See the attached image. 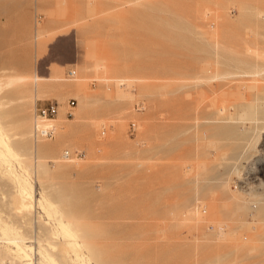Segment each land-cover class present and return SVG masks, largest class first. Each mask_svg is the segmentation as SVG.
<instances>
[{
  "label": "rangeland",
  "instance_id": "1",
  "mask_svg": "<svg viewBox=\"0 0 264 264\" xmlns=\"http://www.w3.org/2000/svg\"><path fill=\"white\" fill-rule=\"evenodd\" d=\"M0 130L3 264H264V0H0Z\"/></svg>",
  "mask_w": 264,
  "mask_h": 264
},
{
  "label": "bare ground",
  "instance_id": "2",
  "mask_svg": "<svg viewBox=\"0 0 264 264\" xmlns=\"http://www.w3.org/2000/svg\"><path fill=\"white\" fill-rule=\"evenodd\" d=\"M249 51H251V50H249ZM242 57V56H241ZM251 58H252V56H250ZM244 58H246L245 60H248L247 59V57L245 56ZM250 58V59H251ZM254 58V57H253ZM256 58V57H255ZM34 80L35 81H37L38 79L35 77L34 78ZM255 82V81H254ZM220 110H222V109H220ZM48 126H50V127H52L53 128V130H54V127H53V125L52 124H50L49 122H45V121H43V120H40V121H38V119H34V128L35 127H41V128H46V127H48ZM2 128V127H1ZM34 128H33V130H34ZM3 132V131H2ZM5 134V133H4ZM3 135L1 134V130H0V147L3 149V151H4V153L6 152L8 155H13V151H12V149H11V147H10V145L6 142V140L7 139H5L6 137H7V135H5V138L4 137H2ZM33 138L35 139V141L37 142V139H36V137H34V135H33ZM67 153L68 152H65L61 157H64L65 158V156L67 155ZM5 156V155H4ZM7 157V156H6ZM8 158V157H7ZM67 162V161H66ZM27 168V167H26ZM29 169V168H28ZM258 178V177H257ZM19 183V182H18ZM22 183H23V181H22ZM24 184V183H23ZM26 186H27V183L25 184ZM20 186V185H19ZM21 187V186H20ZM24 187V186H23ZM28 187H30V186H28ZM22 188V187H21ZM31 188V187H30ZM22 190H23V188H22ZM21 190V191H22ZM25 192V191H24ZM23 193V192H22ZM26 193V192H25ZM28 195V194H27ZM27 195H26V197H27ZM30 197V196H29ZM19 200V199H18ZM29 201V200H28ZM18 202H20V201H18ZM29 203V202H28ZM19 206H20V204H18ZM22 206L23 207H25V205H24V203H22ZM26 206H30V205H26ZM20 208V207H19ZM16 210H17V207H16ZM25 210V209H24ZM20 211V210H19ZM27 212V211H26ZM70 225V224H69ZM60 226H61V228H62V230H63V233L64 234H66V235H72L71 233H70V231L68 230V228L66 227V226H64L63 224H60ZM218 227V226H217ZM224 228V227H223ZM1 229V231H2V235L3 236H6V238H4L3 237V239H5V245L6 244H8V245H13L14 246V250H12V249H10L8 246L5 248V251L3 252L4 254L2 255H0V264H3V260L4 259H6V257L7 256H11V255H13V257H15V259H18V260H20V259H22V258H24V257H27V253H26V251H29V252H32V248H29L28 246H24V244H22V243H20V241H17V238H15V237H13V236H11L12 238H10L9 236V234L7 233V228L5 227V226H3V229L2 228H0ZM72 230V229H71ZM10 231V230H9ZM73 231V230H72ZM20 232H22V231H19V233ZM9 235V236H7V234ZM17 233V232H16ZM24 233V232H23ZM1 234V233H0ZM24 234H26V233H24ZM20 235V234H19ZM28 236V235H27ZM73 236V235H72ZM22 237V236H21ZM26 237V236H25ZM74 237V236H73ZM69 238V237H68ZM75 238V237H74ZM2 239V240H3ZM24 239V238H23ZM72 239V238H71ZM73 240V239H72ZM4 241V240H3ZM24 243V242H23ZM75 244H76V242H74ZM12 246V247H13ZM50 246V245H49ZM76 246V245H75ZM41 247V246H40ZM42 248V247H41ZM2 249V248H1ZM73 249V248H72ZM74 250V249H73ZM2 251V250H1ZM46 252V251H45ZM45 256V255H44ZM12 257V256H11ZM47 258V257H46ZM50 258V257H49ZM49 258H47V259H49ZM10 259V258H9ZM53 259V258H52ZM11 260V259H10ZM17 260V261H18ZM26 260H29V259H26ZM31 260H32V258H31ZM54 260V259H53ZM16 261V260H15ZM14 261V262H15ZM20 262V261H19ZM57 263V262H56ZM16 264V263H15ZM21 264V263H20ZM37 264H38V262H37ZM48 264V263H47ZM51 264V263H50Z\"/></svg>",
  "mask_w": 264,
  "mask_h": 264
},
{
  "label": "built area",
  "instance_id": "3",
  "mask_svg": "<svg viewBox=\"0 0 264 264\" xmlns=\"http://www.w3.org/2000/svg\"><path fill=\"white\" fill-rule=\"evenodd\" d=\"M74 72L72 70H68L66 72L67 77H72ZM67 106L74 104V99H68L66 102ZM57 104L55 102H49L44 105H34L33 107V115L35 119L38 120H48L56 113ZM136 108H140V104L136 105ZM66 114H69L68 112ZM135 129V124L130 122L128 125V131L131 133ZM53 128L48 126L46 128L35 127L33 130L34 137H43V138H50L53 134ZM68 155V153H67ZM66 155V156H67ZM24 264H37L36 255H32V260H25Z\"/></svg>",
  "mask_w": 264,
  "mask_h": 264
}]
</instances>
